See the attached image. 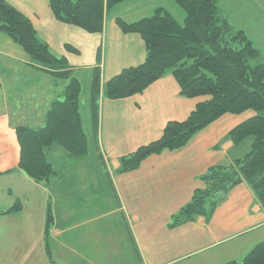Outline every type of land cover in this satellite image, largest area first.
<instances>
[{
    "label": "crops",
    "instance_id": "crops-1",
    "mask_svg": "<svg viewBox=\"0 0 264 264\" xmlns=\"http://www.w3.org/2000/svg\"><path fill=\"white\" fill-rule=\"evenodd\" d=\"M5 1L31 20L39 39L49 46L53 54L66 57L77 78L87 77V82L89 79L90 91L85 103L90 111L95 69L100 68L103 87L123 69L144 62L143 49L133 59L123 54L121 61L112 64L116 47L113 43L109 44L110 26L115 28L117 25L110 19L111 11L122 13L119 8L139 0H128L111 8L106 14L105 30L101 34H89L59 22L51 11L49 0ZM151 7L156 10L158 6L154 4ZM155 10H147L143 16L125 21L134 23L149 18L152 14L148 12L154 13ZM229 10L232 11L224 7L225 13H229ZM220 13L229 22L221 8ZM120 17L124 20V16ZM129 36L117 33V39H127ZM136 40L139 45L141 40ZM68 46L75 51L68 50ZM99 51L101 61L98 60ZM50 77L35 68L27 53L0 32V264H226L243 260L255 247L256 242L251 241L227 245L234 239L216 236L215 229L211 228L212 222L203 216L197 217L199 228L203 229L200 237L192 236L187 240L178 239L177 228L162 229L148 220L147 215L151 213L159 215L157 200L164 201L165 217L170 219L176 214L174 197L179 183L188 184L185 197L190 198L201 187L199 178L215 166L214 162L194 173L192 160L187 156L180 166L187 171L181 176L177 175L178 165L159 166L156 171H152L155 173L153 176L146 178L144 173V176L118 185V178L115 177L118 163L108 161V153L116 145L117 134L114 131L105 133L106 114L110 117L119 107L127 105L137 114L141 113L145 108L143 100L148 96L147 102H151L146 104L148 107L158 105L157 110L160 112L161 109V113L163 108H168L166 117L172 121L185 119L188 111L173 109L172 101L176 100L178 92L167 89L164 84L166 81L161 82L162 79L141 95L117 101L104 97L101 104L102 129L101 133L96 132L95 153L93 142L88 137L90 153L85 157H72L61 147L52 146L47 151V158L56 175L47 182L32 181L19 168L20 146L16 130L19 127H42L52 103L63 96L67 83H60ZM169 84L178 90L179 85L174 82ZM82 93L83 90L81 96ZM180 100H183L181 96ZM171 110L174 111V118L170 116ZM214 131L206 129L196 140L212 137ZM249 142L251 147L252 141ZM139 145L133 143L129 151ZM221 147L228 155V163L242 158L246 151L240 150L241 145L234 144L228 134ZM181 152L188 154L186 149ZM147 162V159L142 162L141 168L146 169L144 164ZM239 186L241 190L234 189L237 194L241 192L249 197L253 194L255 198L252 214L258 217L259 213H264V206L256 200L252 189L244 182ZM246 191L248 193H243ZM17 203L22 205V209L9 213ZM48 208L53 223L47 240L45 229ZM158 236L163 239L153 242L152 238ZM47 248L53 261L47 254Z\"/></svg>",
    "mask_w": 264,
    "mask_h": 264
},
{
    "label": "trees",
    "instance_id": "trees-1",
    "mask_svg": "<svg viewBox=\"0 0 264 264\" xmlns=\"http://www.w3.org/2000/svg\"><path fill=\"white\" fill-rule=\"evenodd\" d=\"M126 1L49 0V4L59 22L89 34H101L105 30L107 12ZM174 1L186 12L183 25L163 8L134 23L116 20L123 32L141 35L147 54L142 64L123 69L103 87L100 68L94 70L90 106L95 130L97 132L101 93L109 100L126 99L142 94L168 73L178 82L182 96H209L210 99L199 102L185 121L168 122L161 138L124 157L120 164L122 171L136 169L151 154L183 147L196 133L226 113L240 114L253 109L260 114L237 125L229 134L234 144L252 138L251 149L234 163L209 168L202 179L204 187L194 192L191 203L182 210L181 219L207 216L232 188L243 182L264 206V64L259 62L260 52L244 31H236L222 18L219 0ZM0 32L27 53L35 68L55 81H67L62 98L52 103L42 127L16 130L19 168L35 183L47 182L56 175L47 158L52 146L61 147L72 157L89 154L80 114L82 84L66 57L53 54L39 39L31 20L5 0H0ZM100 58L99 51V61ZM21 209L22 205L17 203L9 213ZM52 223L48 208L47 240ZM133 244L138 253L134 240ZM47 254L51 259L48 248ZM226 264H264V241L243 260Z\"/></svg>",
    "mask_w": 264,
    "mask_h": 264
},
{
    "label": "rangeland",
    "instance_id": "rangeland-1",
    "mask_svg": "<svg viewBox=\"0 0 264 264\" xmlns=\"http://www.w3.org/2000/svg\"><path fill=\"white\" fill-rule=\"evenodd\" d=\"M154 4H156L158 7L161 6V8L165 9L166 11H169L178 20V22L181 25L184 24L186 12L174 0L132 1L127 6H122L123 8H119L121 9V11H123L122 13L117 14L115 10L111 11L110 19L116 22V19L121 18L120 16H124V20H129L132 18L143 16L147 10L148 11L151 9L155 10V8L151 7ZM249 5H250V9L248 8ZM219 7L222 10L223 16L228 18L229 22L235 28L236 31L237 30L244 31L246 33L249 40L253 43L255 49H257L260 52L259 62L264 64V0H219ZM224 7L226 9L231 8L232 11L230 12L229 10L227 11L229 13H225ZM154 13L148 12V14H152V16L154 15ZM116 16H118V18ZM105 22H106V17H105ZM127 22H131V21H127ZM117 33L120 35H125V36L130 35V36L127 37V39L124 37L117 39L118 38ZM136 39L141 40L139 45ZM112 43L116 47L115 51L113 52L114 58L112 59V64L117 60L121 61L123 54L128 56L130 59H133L136 57L138 53H141L143 49H144L143 61H145L147 54L146 48H145L144 40L142 39L141 35H139L138 33H125L118 25H116L115 28L113 26L112 27L110 26L109 44L111 45ZM109 52H110V48H109ZM108 56L111 57V54L108 53ZM50 78L53 79L52 77ZM163 78H161L162 79L161 82L166 81V83L164 84H166L167 89L171 90L172 92H178L175 96L176 100L172 101L173 109H177V110L184 109L188 111L186 115L187 118L192 113V111L195 110V107L199 102H204L210 99L209 96H201L197 98L184 97L180 94V87L177 90V88L174 89L173 86L171 87V85L169 84L170 82L171 83L174 82L176 85H179L171 73L166 74ZM78 79L81 80L82 82V90H83L81 96L82 100L80 97V102H81L80 114H81L83 129L88 139L93 142V150L95 153L96 150L95 137L97 136V134L92 119V112L90 111L88 104L85 103L90 91L89 79L88 82H87V77L84 76L83 79L80 78ZM57 81L60 83L63 82L67 83L66 80L65 81L57 80ZM180 96L183 100H180ZM103 99L104 97L102 96L101 93L98 102L100 114L98 115L97 132L99 133H101V129H102L101 104ZM145 99L143 100V105H145L143 112L137 114L135 111H133V109L129 105L125 107L122 106L119 107L112 116L110 115L109 117L106 114L104 120L105 133L114 131L117 134L116 135L117 142L115 147H113V149L110 150L108 153V161L111 162L116 161L118 163L119 168L115 174V177L118 178L117 181H118V185L120 186H122V184H125L129 180L132 179L135 180V178L144 176V173L146 178L149 176H153L155 173H152V171H156V169H158L159 166L162 167V166L178 165L179 168L177 175L181 176L185 171H187L185 168L180 167L182 163L185 160H187L188 158L187 156H190L192 160L191 167H193L194 173H196L197 171L200 172L201 168L204 165H207L208 163L211 164L212 162H214L216 166L230 162L228 155H226L223 148L221 147L222 141L224 140L227 134L228 137H230L229 134L231 130L234 129L237 125L260 114L254 111L253 109H248L240 114L226 113L221 117H219L218 119H216L213 123L208 125L205 129L196 133L189 140V142L183 147L176 150H164L160 153L151 154L150 156H148L146 159L149 162H147V164H144L146 166L145 167L146 169H144L143 167L141 168V164H142L141 163L134 170L122 171L120 170V164L122 159L130 155L131 153L137 151L140 147L147 146L150 143L161 138L168 122L172 121V119L170 120L168 117H166V112L168 108L166 109L163 108L162 109L163 113H161V109L160 112H158L157 108L159 106L155 105L153 107H148L146 104L151 102L149 101L147 102V100L149 99L148 96H146ZM132 101H134V99ZM164 103L166 102L164 101ZM171 113L172 114H170V116L174 118L173 117L174 111L171 110ZM186 117L185 119H180L175 121H179V122L185 121L187 119ZM206 129H212V130L215 129L214 131L215 135H213L212 137H204L196 140V137H198V135ZM249 139L240 143L241 145L240 150H246L243 156H245L246 153L249 152V150L251 149L249 141H252L253 139L252 138ZM135 142L140 145L136 147L134 150L129 151L130 146L133 145V143ZM247 145L249 146L247 149H245ZM109 148L110 147H108V149ZM183 149L188 150V154H185L184 152L179 153V151H182ZM151 166L154 167L153 170L151 169ZM112 172L114 176L115 171L113 170V167H112ZM205 174L201 175V177L199 178V180H201L200 181L201 187L198 189L204 187L202 179ZM195 177L196 176H194V178ZM119 178L121 179L120 182H119ZM187 186L188 184H186L185 182L179 183L177 195L174 197L175 198L174 202H175V206L177 207V211L176 214L170 217V219L163 215V213L165 212V204L163 200L161 201L157 200L159 201L158 211H157V214L159 215H154L153 213L147 215L149 221H151L157 226L162 227V229H164V227L169 229L177 228L176 231L177 237L178 239H183V240H187L189 237L192 236L194 238L200 237V234L203 231V229L199 228V223L197 221V217L199 216H196L193 219H188L187 221H184V218L183 221L181 219L182 210L191 203L192 198L194 196L193 194L190 198L185 197L186 196L185 187ZM241 188L242 187H240L239 185L232 188L233 190L231 189L225 195V197L218 202L217 206L205 217L208 219L209 222H212L211 228L215 229L216 236L221 238L224 237V238L234 239L230 241L229 244L227 245H232L234 243H243L247 241H251L252 243L256 242L255 244L258 245L259 243L264 241V213H259L258 217H255L252 214L253 210L251 211V208L253 206V203L255 202L254 200L255 198L253 194L251 195L252 197L251 199V197L242 194L241 192L237 194L234 190V189L241 190ZM243 193H248V192L246 191ZM143 218L146 220V217L143 216ZM162 239L163 238L161 236H158L154 239L152 238V241L157 242L158 240H162Z\"/></svg>",
    "mask_w": 264,
    "mask_h": 264
}]
</instances>
